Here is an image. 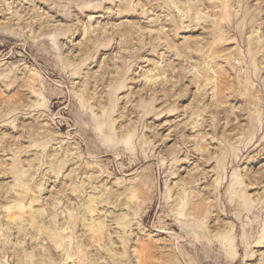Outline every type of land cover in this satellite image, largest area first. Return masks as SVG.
Returning <instances> with one entry per match:
<instances>
[{
  "label": "rangeland",
  "instance_id": "374dc122",
  "mask_svg": "<svg viewBox=\"0 0 264 264\" xmlns=\"http://www.w3.org/2000/svg\"><path fill=\"white\" fill-rule=\"evenodd\" d=\"M0 264H264V0H0Z\"/></svg>",
  "mask_w": 264,
  "mask_h": 264
},
{
  "label": "bare ground",
  "instance_id": "6f19581e",
  "mask_svg": "<svg viewBox=\"0 0 264 264\" xmlns=\"http://www.w3.org/2000/svg\"><path fill=\"white\" fill-rule=\"evenodd\" d=\"M45 139V138H44Z\"/></svg>",
  "mask_w": 264,
  "mask_h": 264
}]
</instances>
